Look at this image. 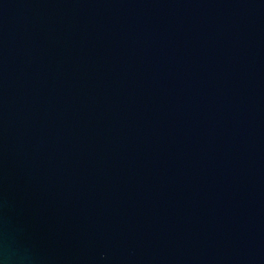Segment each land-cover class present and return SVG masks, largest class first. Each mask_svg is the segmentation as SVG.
I'll return each mask as SVG.
<instances>
[{
	"label": "water",
	"instance_id": "95a60500",
	"mask_svg": "<svg viewBox=\"0 0 264 264\" xmlns=\"http://www.w3.org/2000/svg\"><path fill=\"white\" fill-rule=\"evenodd\" d=\"M0 264H264V0H0Z\"/></svg>",
	"mask_w": 264,
	"mask_h": 264
}]
</instances>
